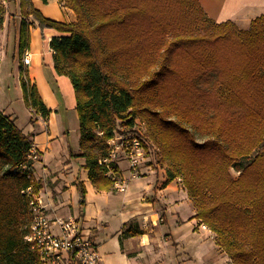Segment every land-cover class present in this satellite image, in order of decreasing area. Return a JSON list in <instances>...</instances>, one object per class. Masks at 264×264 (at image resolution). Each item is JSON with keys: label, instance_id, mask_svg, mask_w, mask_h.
<instances>
[{"label": "trees", "instance_id": "obj_1", "mask_svg": "<svg viewBox=\"0 0 264 264\" xmlns=\"http://www.w3.org/2000/svg\"><path fill=\"white\" fill-rule=\"evenodd\" d=\"M59 2L75 13L74 23L19 0L25 106L44 119L51 114L23 63L37 24L63 34L50 48L57 74L75 92L81 153L70 156L85 158L94 187L115 189L100 163L110 155L108 141L141 122L147 157L167 166V182L181 179L193 219L232 264H264V14L244 30L214 21L199 0ZM33 147L0 110V264H41L26 240L30 201L41 188L28 157ZM131 236L126 229L121 243Z\"/></svg>", "mask_w": 264, "mask_h": 264}, {"label": "crops", "instance_id": "obj_2", "mask_svg": "<svg viewBox=\"0 0 264 264\" xmlns=\"http://www.w3.org/2000/svg\"><path fill=\"white\" fill-rule=\"evenodd\" d=\"M32 1L48 19L66 24H72L76 20L75 13L62 6L59 0H49L48 4H44L42 0ZM199 1L214 21H233L240 29H248L253 19L264 14V0H224L222 8L213 6L208 0ZM17 2L18 7L19 0ZM61 35L63 34L55 29H42L36 24L31 29L30 48L26 50L31 54L28 66L30 78L51 110L50 116L46 119L40 115L34 116L25 106L20 80V59L18 62V59L13 58L15 73L7 74L3 69L7 60L0 62V110L15 120L22 134L34 141V148L39 152L41 160L34 163L33 174L41 186L39 192L46 202L49 214L53 217L81 218L85 233L98 247L102 264H132L127 256L125 241L121 243V235L131 222L138 221L142 228L155 227L158 222H163V226L172 232L173 226L189 224L191 234L196 232L195 226L201 224L193 219V204L181 179L167 182V166L149 159L139 170L140 176L131 178L128 165L123 161L119 168L121 177L127 180L126 191L119 192L116 188L113 191H98L85 169V158L70 156L71 152L77 155L81 153L80 135L77 137L78 146L68 144L64 139L68 132L60 130L58 115L62 107L66 112L76 110L75 92L70 79L57 74L50 48L52 38ZM18 36L19 29L17 43ZM24 110L29 115L21 126L20 115ZM82 188L85 189V194L82 193ZM186 206L189 213L182 216V210ZM201 226L206 232L209 231L206 225ZM129 238L133 239L135 236Z\"/></svg>", "mask_w": 264, "mask_h": 264}, {"label": "rangeland", "instance_id": "obj_3", "mask_svg": "<svg viewBox=\"0 0 264 264\" xmlns=\"http://www.w3.org/2000/svg\"><path fill=\"white\" fill-rule=\"evenodd\" d=\"M17 3V0H0V8L5 10V13L0 14V62L3 59L7 60L3 67L7 74L15 73V63L12 58L18 59L19 62L17 33L21 20ZM213 76L214 74L209 75L206 79L212 81ZM10 79L13 81V78ZM28 115V111L27 113L25 110L22 111L19 121L21 126ZM33 115L36 114L33 113ZM77 117L76 110L66 112L64 107L59 109V128L63 132H68L69 139L66 135L64 139L75 147L78 146L77 137L80 135ZM196 138L199 142L206 140L199 135H196ZM151 149L156 153L153 147ZM154 161L157 163V160ZM232 175L236 178L238 173L232 170ZM187 210L186 206L182 210V216L188 215ZM191 211L195 212L193 206ZM163 225V222H158L155 227L142 228L138 221H133L127 226L132 233L136 234L133 239L123 240L126 243L127 256L132 264H232L227 254L217 246L215 235L209 229L206 232L201 225H198L195 226L196 232L191 234L189 224H182L181 227L173 226V232ZM139 231L147 236L138 235Z\"/></svg>", "mask_w": 264, "mask_h": 264}, {"label": "built area", "instance_id": "obj_4", "mask_svg": "<svg viewBox=\"0 0 264 264\" xmlns=\"http://www.w3.org/2000/svg\"><path fill=\"white\" fill-rule=\"evenodd\" d=\"M23 63L27 67L31 63L28 51L23 56ZM119 130L108 141L110 155L100 163L106 168L107 176L114 180L116 190L125 192L127 180L121 177L116 168L124 161L128 165L130 177L137 178L149 157L141 122H137L133 128L121 127ZM28 157L33 162L41 160L34 147ZM30 211L32 219L26 240L38 253L41 264H102L98 247L85 233L81 218L51 216L40 192L30 201Z\"/></svg>", "mask_w": 264, "mask_h": 264}, {"label": "bare ground", "instance_id": "obj_5", "mask_svg": "<svg viewBox=\"0 0 264 264\" xmlns=\"http://www.w3.org/2000/svg\"><path fill=\"white\" fill-rule=\"evenodd\" d=\"M205 2H207V0H204ZM208 1H210L211 3H212V5L213 6H215V7H223V5H224V0H208Z\"/></svg>", "mask_w": 264, "mask_h": 264}]
</instances>
